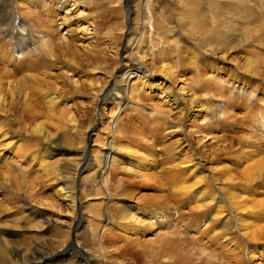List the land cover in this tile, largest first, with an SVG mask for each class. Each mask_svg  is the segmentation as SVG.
Listing matches in <instances>:
<instances>
[{
    "label": "rangeland",
    "instance_id": "obj_1",
    "mask_svg": "<svg viewBox=\"0 0 264 264\" xmlns=\"http://www.w3.org/2000/svg\"><path fill=\"white\" fill-rule=\"evenodd\" d=\"M67 11L71 22L61 24ZM35 25L53 34L56 57L40 45L29 50L40 40L28 29ZM213 27L226 37L221 50L208 45ZM251 32H264V0H0V227L13 232L8 246L54 253L76 242L88 248L92 264H155L143 247L170 239L172 262L264 264V249L242 258L254 248V230L264 227V39L248 38ZM28 53L39 58L22 72L31 64L22 60ZM136 58L148 77H168L184 105L177 110L164 89L140 87L139 75L123 79L122 68L129 71ZM169 66L170 77L161 71ZM21 79L26 85L19 83L8 109L11 82ZM114 79L134 89L105 97ZM124 151L133 160L120 159ZM85 154L93 158L81 168ZM190 160L201 173L186 172L185 185L206 168V191L219 187L224 198L213 220L216 206L208 214L204 201L194 203L179 176ZM249 170L256 174L250 183L241 178ZM74 191L72 207L67 194ZM226 196L235 197L237 209L248 201L244 213H234L235 224ZM135 206L142 221L125 222L121 210ZM154 209L161 222L143 218ZM51 218L56 223L49 225ZM132 227L142 231H124ZM79 260L67 255L48 264Z\"/></svg>",
    "mask_w": 264,
    "mask_h": 264
},
{
    "label": "bare ground",
    "instance_id": "obj_2",
    "mask_svg": "<svg viewBox=\"0 0 264 264\" xmlns=\"http://www.w3.org/2000/svg\"><path fill=\"white\" fill-rule=\"evenodd\" d=\"M191 2H196L197 0H190ZM201 1V0H200ZM210 2L211 3H218V0H210ZM65 6H66V3H65ZM64 6V7H65ZM219 6V5H218ZM217 6V7H218ZM244 7V6H243ZM244 10H246V8L244 7L243 8ZM72 10V9H71ZM70 11V10H69ZM69 11H67L66 12V15L64 16V17H62V18H59L58 19V21H61V24H65V25H67V22H71L70 20H69V17L67 16V13H69ZM162 19V18H161ZM63 21V22H62ZM49 23V22H48ZM48 23H46L47 25H48ZM52 23V22H51ZM50 25V24H49ZM49 25L48 26H44V27H46V28H48V29H50L49 28ZM52 25V24H51ZM54 25V24H53ZM150 25V24H149ZM153 25V24H152ZM201 25H203V24H201ZM35 26H37V25H35ZM35 26H32V27H29L28 29H31L30 30V32H31V34H33L34 36H35V38L38 40V39H40V40H38V45H36V46H34V44L35 43H32L33 44V46H34V48L33 49H30L29 47V50H33V51H38V50H41V49H45L44 51H46L47 53H50L51 55H53L54 57H56L57 56V52H55V51H53L52 50V47L55 45V42L54 41H52V37H53V34H52V37H51V34H50V32H47V33H49V34H47V33H44L43 34V32H45V31H41L42 32V35L40 34L41 32H40V30H42L43 28L42 27H35ZM162 26V25H161ZM160 27V26H159ZM40 28V29H39ZM53 28V27H52ZM164 28H165V26H164ZM163 28V30H164V33H165V31H166V29H164ZM27 29V27H23L22 28V30H26ZM224 29V28H223ZM24 31H23V33H24ZM224 31V30H223ZM27 32H28V30H27ZM211 32H212V35H211V37L209 38V46L211 47V49L213 50V51H215V50H221L222 48H224V47H226V45H227V43L224 41V38H226L223 34H222V30L219 32V31H217V29H216V27H213V28H211ZM226 32V31H225ZM26 33V32H25ZM158 34V33H157ZM168 34V33H167ZM225 34H227V32L225 33ZM30 35V34H29ZM252 36V38L255 40V41H258L259 39H264V38H262V37H264V32H251L247 37L249 38V37H251ZM161 37H164V35L163 36H161ZM53 39H54V37H53ZM73 39V40H72ZM71 40H70V42L72 41V42H76L77 41V39L76 38H72ZM34 41V40H33ZM56 41V40H55ZM166 41V40H165ZM37 42V41H36ZM27 43V42H26ZM31 45V44H30ZM39 45L41 46V49H40V47H39ZM68 46H69V48H71V46H72V44H70L69 42H68ZM169 46V45H168ZM66 48V47H65ZM61 49H62V47H61ZM3 50V49H2ZM20 50V49H19ZM4 51V50H3ZM33 51H31V52H33ZM22 52V51H21ZM30 52V51H29ZM36 53H38V52H36ZM44 53V52H43ZM50 54H48V56L50 55ZM4 55V54H3ZM3 55H1L0 54V56L1 57H4L5 58V56H3ZM28 58H26V59H24V56H22V60L24 61V62H26V64H27V62H29V63H31V64H28L30 67H28V65H27V67L25 66V69L24 68H22V72H24V71H27V70H29V68H31L32 67V63L34 62V64H37V59L39 58V55H35V54H32V55H30L29 53H28ZM45 55V54H44ZM21 56V55H20ZM130 56L131 55H128V54H126V56L125 57H129L130 58ZM52 57V56H51ZM19 58H21V57H19ZM128 58V59H129ZM138 59L140 60V61H142L143 59H144V57L143 56H140V55H138ZM33 60V61H32ZM135 61H133L132 63H131V65H130V70L129 71H126L125 70V68H122V70L121 71H123L122 72V74H121V76H122V78L124 79L125 77H126V75H127V73H129V75L130 74H132V75H139L138 76V82H139V86L140 87H142V86H144V87H147V88H150V89H152V88H159L160 90H162V89H164V96L165 97H168L167 99H171V98H174V100H173V103H170V101L168 102V104H170V105H172L171 107H174V108H176L177 110L179 109V107L183 104L184 105V102L181 104H178L177 102L179 101V99H180V97L177 95V92H173L172 90H170L169 89V85H168V82H169V78L167 77V78H161V79H159V81L156 79V78H154V77H148V75H146V73L142 70V68L140 67V65H139V62H138V60H137V58L136 59H134ZM22 61V62H23ZM208 62H207V67L209 68L210 67V69L213 67V65H214V63H213V61H211V60H207ZM8 62V61H7ZM15 62V61H14ZM18 62V61H17ZM23 62V63H24ZM20 63H21V61H20ZM15 64H17V63H14V66H15ZM19 65V64H18ZM126 65V64H125ZM20 66V65H19ZM22 66H24V65H22ZM37 66V65H36ZM38 66H39V64H38ZM21 68V67H20ZM138 68H141L139 71H137V69ZM135 71V72H134ZM161 71L162 72H164V74H165V76H171V74H172V70H171V68H170V66L169 67H166V69L163 67L162 69H161ZM14 72H15V70H14ZM15 75V74H14ZM131 75V76H132ZM33 75H31V76H29V77H32ZM14 78V77H13ZM16 78H18V77H16ZM26 78H28V77H26ZM33 78H34V76H33ZM32 79V78H31ZM36 79V78H35ZM19 83L21 84V85H23V86H25L26 85V81H25V79H21V80H19L18 82H11V84H15V86H14V88L10 91V95H11V97H12V100H11V102L12 103H10L9 102V105H8V109L9 108H11V107H13L14 106V98H15V96H16V94H19L20 95V86H19ZM125 85H123V84ZM115 85V86H114ZM168 85V86H167ZM130 88V89H132V87H133V84H131L130 85V83L129 84H127L124 80H113L112 82H111V84H110V87H109V89H105L104 91H103V95L106 97V96H110V94H112L111 92H113V94H112V98H114V99H118L120 96H122L123 97V94L125 95L126 93H128L127 92V88ZM15 89V90H14ZM134 89V88H133ZM132 89V90H133ZM141 89H143V88H140L139 89V91L141 90ZM43 90V89H42ZM41 90V91H42ZM2 95V91H0V96ZM170 97V98H169ZM52 100V99H51ZM50 100V101H51ZM175 102V103H174ZM177 103V104H176ZM166 105V104H165ZM164 105V106H165ZM168 109H170L169 107H167ZM4 110H6V108L5 107H3V110L2 111H4ZM167 110V109H166ZM0 111H1V105H0ZM168 112L170 111V110H167ZM184 111H185V108H184V110H182V113H184ZM168 112H166L167 114H168ZM165 113V114H166ZM170 113V112H169ZM169 115V114H168ZM37 131L38 132H40V133H44V134H46V135H48V133L47 132H44V128H38L37 129ZM3 138H4V136H2ZM208 138H211V136L210 137H208ZM184 142H185V138H184ZM180 145H182V143H180ZM187 144H185L184 146H186ZM217 151H222V150H217ZM122 152V151H121ZM211 154V153H210ZM213 154V159H215L216 158V156H217V154L216 153H212ZM93 155V154H92ZM122 155H123V157L122 158H120V159H132L133 160V158H131L127 153H125V151L122 153ZM90 157H92V156H88V155H84V157H83V161L81 162V164H80V167L82 168V167H84V163L86 162V161H88L89 159L88 158H90ZM172 157V156H171ZM93 158V157H92ZM244 158H245V160H246V156H244ZM134 159H138V158H134ZM94 160H95V158H94ZM139 161H141V163H145L144 162V160H145V158H139L138 159ZM116 161H119L118 159L116 160ZM115 161V162H116ZM171 162L175 165H177V167H179L178 166V164H179V162L177 161L176 162V160L174 161V159L172 158L171 159ZM180 162H183L184 163V161H180ZM188 164H191V165H193V166H191L190 168H188L187 170H186V168H183V167H185L184 165L185 164H182V168L179 170L178 169V173H179V176L180 177H182V178H184V188L188 191V192H191L192 193V195L195 197L193 200H195L194 201V203H196L197 205H201V203H200V201H204V206H205V208H206V211H207V213L209 214V211H210V209H211V207H213V206H216V208H214L213 209V212L215 211V213L213 214L212 212H211V219L213 220L214 219V215L215 214H220V213H222L223 212V209L221 208V205L219 204L220 202H222V200H224V198L222 197V196H219V193H218V188H215L214 189V191L217 193V194H215V192H212L213 190L212 189H210L209 191H206V189L208 188V183L207 182H205L204 180L205 179H207V177H208V175H207V171L208 170H203L202 171V173H204L205 172V174H204V176H202V178L199 180V181H197V180H195V183L192 185V186H187V185H185V184H187L188 183V180H186V172H193L194 173V175H195V178H197V175L196 174H199V173H201L200 172V170L201 169H199L198 167H199V164H197V163H195L193 160H190L189 162H186V165H188ZM218 164V163H217ZM176 167V166H175ZM203 169V168H202ZM259 170H260V168H259ZM144 176H145V179L148 181L149 180V176H148V173H146V174H144ZM242 178V180L243 179H245L246 180V182H252L254 179H256V174L255 173H253L251 170H249L244 176H242L241 177ZM96 181V180H95ZM229 182L231 183V184H233V182H234V177H230V179H229ZM9 183V180L8 181H4L3 182V187H4V189L5 190H7L8 191V188H7V184ZM203 186H202V185ZM195 185H199L198 186V188L195 190V191H192V188L195 186ZM202 186V187H201ZM210 186H212V183H211V185ZM217 189V190H216ZM221 190H222V188H220ZM224 192V191H223ZM128 194H130V192H128L127 191V195ZM198 197H200V199L198 198ZM67 198H68V201H69V203L71 204V206L73 207V205H74V202L76 201V196H75V191H74V195L73 194H70V192L67 194ZM226 198H227V196H226ZM227 202H229V204L227 203V209H226V212L227 213H229L230 214V209L232 210V216L231 217H233L234 218V222H233V224H235V222H236V218H235V216H234V213H236L238 210H240L242 213H244L243 211H245V209H246V207H247V205H248V201L247 200H245V201H242L241 202V205H238V209H237V201H235V197L234 196H230V197H228L227 198ZM251 200H253V199H251ZM250 203V202H249ZM250 205V204H249ZM75 206V205H74ZM248 208V207H247ZM250 208V207H249ZM256 208V203H255V201L253 200L252 201V203H251V208L250 209H255ZM79 209H81V203H80V207H79ZM142 210L140 209V207L139 206H135L132 210H130V209H122L121 210V212H120V216L122 217V219L125 221V222H127V223H140L141 221H142V212H141ZM153 212L154 213H152L151 215L150 214H146V215H144L143 216V218H145V219H149V218H153L154 220H157L158 222H161L160 221V218H161V216H163L162 214H161V212L159 211V209H154L153 210ZM213 215V216H212ZM151 216H153V217H151ZM218 216V215H217ZM53 219L51 218V221H52ZM79 222H81V220H83V217L80 215L79 216ZM151 220V219H150ZM151 221H153V220H151ZM54 223H56L55 222V220H53L52 221V223H49V225L50 224H54ZM80 224V223H79ZM240 224V226H243L241 223H239ZM238 224V225H239ZM78 227H79V225H78ZM244 230L245 229H243V233H242V235L244 236L245 235V232H244ZM126 233H128V234H138V233H140L142 230H134L133 229V227L132 228H125V230H124ZM13 234V232H11V231H9V230H7V229H5V228H2V227H0V264H48L49 262H51V261H53V260H56V259H58V258H60V257H62V256H67V255H69V256H71L72 255V257H74V256H76L78 259H80L78 262H79V264H92V260H90L91 258H90V256H89V254H88V248L87 249H82V247H80L79 246V244H78V246H77V243L76 242H68V243H66L65 244V247L64 248H62V249H59V250H57L56 252H54V253H52V252H47L46 250H44V248H42V247H38L34 252H32V253H28L26 250H22L21 248H19V247H9L8 246V238H7V236H9V235H12ZM250 238H252V241H253V246H254V248H253V250L251 251V252H249V250L247 251V252H249V253H247V252H245L244 250H243V253H242V258L243 257H245L246 255H248L249 256V260H250V258L252 257V256H250V255H255V253L257 252V253H261V249H264V246L263 245H260L259 243H260V240L261 239H264V227H260V228H257V229H255L254 230V233L250 236ZM254 239V240H253ZM229 240V239H228ZM229 242H231V240L229 241ZM246 245L247 246H250V243L248 242V243H246ZM87 246H89V245H87ZM173 246V243H172V240H170V239H165V240H163V241H161L157 246H154V247H152L151 245L150 246H144L143 247V250H142V254H152V255H149V256H153L154 258H155V264H181L180 262H172L169 258H168V253H169V250H170V248ZM245 249H246V247H245ZM90 250V249H89ZM91 251V250H90ZM95 253H96V251H94Z\"/></svg>",
    "mask_w": 264,
    "mask_h": 264
}]
</instances>
